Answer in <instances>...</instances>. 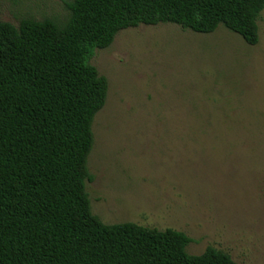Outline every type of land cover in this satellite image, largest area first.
<instances>
[{
    "label": "rangeland",
    "instance_id": "rangeland-1",
    "mask_svg": "<svg viewBox=\"0 0 264 264\" xmlns=\"http://www.w3.org/2000/svg\"><path fill=\"white\" fill-rule=\"evenodd\" d=\"M70 0H0L17 25L68 16ZM258 42L219 25L170 22L119 30L90 62L107 80L92 122L86 191L107 224L133 222L264 264V8Z\"/></svg>",
    "mask_w": 264,
    "mask_h": 264
},
{
    "label": "trees",
    "instance_id": "trees-1",
    "mask_svg": "<svg viewBox=\"0 0 264 264\" xmlns=\"http://www.w3.org/2000/svg\"><path fill=\"white\" fill-rule=\"evenodd\" d=\"M59 21L0 20V264H236L213 246L186 251L172 228L107 224L86 191L94 115L107 80L95 49L138 24L199 33L219 25L258 42L264 0H70Z\"/></svg>",
    "mask_w": 264,
    "mask_h": 264
}]
</instances>
